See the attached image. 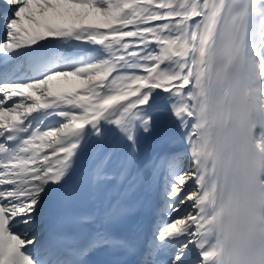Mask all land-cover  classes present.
I'll use <instances>...</instances> for the list:
<instances>
[{
  "label": "snow or ice",
  "instance_id": "1",
  "mask_svg": "<svg viewBox=\"0 0 264 264\" xmlns=\"http://www.w3.org/2000/svg\"><path fill=\"white\" fill-rule=\"evenodd\" d=\"M99 253L264 264V0H0V264Z\"/></svg>",
  "mask_w": 264,
  "mask_h": 264
},
{
  "label": "bare ground",
  "instance_id": "2",
  "mask_svg": "<svg viewBox=\"0 0 264 264\" xmlns=\"http://www.w3.org/2000/svg\"><path fill=\"white\" fill-rule=\"evenodd\" d=\"M81 166L84 165V167H86L88 165V157L87 155H85L82 159H81Z\"/></svg>",
  "mask_w": 264,
  "mask_h": 264
}]
</instances>
